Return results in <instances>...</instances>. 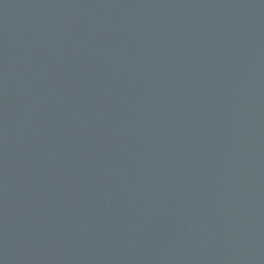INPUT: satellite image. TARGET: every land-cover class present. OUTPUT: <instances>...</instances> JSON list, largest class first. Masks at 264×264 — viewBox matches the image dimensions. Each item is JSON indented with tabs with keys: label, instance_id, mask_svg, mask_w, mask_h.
Here are the masks:
<instances>
[{
	"label": "water",
	"instance_id": "95a60500",
	"mask_svg": "<svg viewBox=\"0 0 264 264\" xmlns=\"http://www.w3.org/2000/svg\"><path fill=\"white\" fill-rule=\"evenodd\" d=\"M0 264H264V0H0Z\"/></svg>",
	"mask_w": 264,
	"mask_h": 264
}]
</instances>
